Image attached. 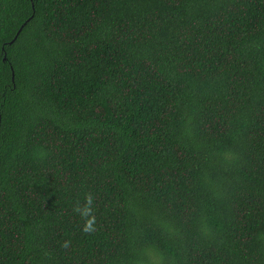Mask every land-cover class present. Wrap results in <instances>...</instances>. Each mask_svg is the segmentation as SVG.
I'll use <instances>...</instances> for the list:
<instances>
[{"label": "trees", "instance_id": "1", "mask_svg": "<svg viewBox=\"0 0 264 264\" xmlns=\"http://www.w3.org/2000/svg\"><path fill=\"white\" fill-rule=\"evenodd\" d=\"M0 264H264V0H0Z\"/></svg>", "mask_w": 264, "mask_h": 264}, {"label": "clouds", "instance_id": "2", "mask_svg": "<svg viewBox=\"0 0 264 264\" xmlns=\"http://www.w3.org/2000/svg\"><path fill=\"white\" fill-rule=\"evenodd\" d=\"M87 201H88V205L90 206L92 204V197L89 195L86 197ZM90 207H85L84 210L82 211V215H87L89 212H90ZM77 211H80V209H77ZM93 224H94V220H89L86 224V227H85V232H91V231H94V227H93Z\"/></svg>", "mask_w": 264, "mask_h": 264}, {"label": "water", "instance_id": "3", "mask_svg": "<svg viewBox=\"0 0 264 264\" xmlns=\"http://www.w3.org/2000/svg\"><path fill=\"white\" fill-rule=\"evenodd\" d=\"M20 33V32H19Z\"/></svg>", "mask_w": 264, "mask_h": 264}]
</instances>
